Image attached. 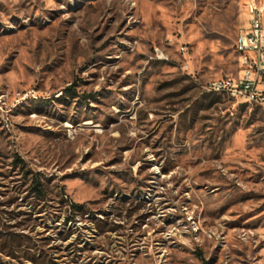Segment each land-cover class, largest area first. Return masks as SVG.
Wrapping results in <instances>:
<instances>
[{"label":"rangeland","instance_id":"374dc122","mask_svg":"<svg viewBox=\"0 0 264 264\" xmlns=\"http://www.w3.org/2000/svg\"><path fill=\"white\" fill-rule=\"evenodd\" d=\"M251 1L0 0V264H264Z\"/></svg>","mask_w":264,"mask_h":264},{"label":"built area","instance_id":"2783aa9c","mask_svg":"<svg viewBox=\"0 0 264 264\" xmlns=\"http://www.w3.org/2000/svg\"><path fill=\"white\" fill-rule=\"evenodd\" d=\"M253 16L237 34L234 48L241 73L236 78H221L208 85L215 92L227 93L239 102L264 109V14L262 3L252 0Z\"/></svg>","mask_w":264,"mask_h":264},{"label":"trees","instance_id":"16d2710c","mask_svg":"<svg viewBox=\"0 0 264 264\" xmlns=\"http://www.w3.org/2000/svg\"><path fill=\"white\" fill-rule=\"evenodd\" d=\"M66 90H67V91H70L71 89L68 88V89H66ZM26 173H28V172H26ZM32 182H33V186H32V188H33L34 193H35L37 196H39V197H43L44 194H45V190H44V187H43V184H42L41 180H40L38 177L33 176V178H32ZM75 206H77V205H75ZM77 207H78V206H77Z\"/></svg>","mask_w":264,"mask_h":264},{"label":"bare ground","instance_id":"6f19581e","mask_svg":"<svg viewBox=\"0 0 264 264\" xmlns=\"http://www.w3.org/2000/svg\"><path fill=\"white\" fill-rule=\"evenodd\" d=\"M253 16V7H252V1L250 2V8H249V16L248 17H252ZM260 22L264 23V16L263 14H260Z\"/></svg>","mask_w":264,"mask_h":264}]
</instances>
